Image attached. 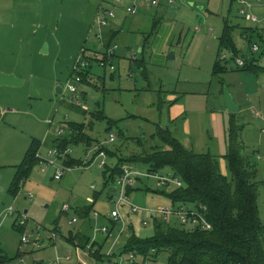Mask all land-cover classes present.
<instances>
[{
	"label": "rangeland",
	"instance_id": "obj_1",
	"mask_svg": "<svg viewBox=\"0 0 264 264\" xmlns=\"http://www.w3.org/2000/svg\"><path fill=\"white\" fill-rule=\"evenodd\" d=\"M98 1L53 0L49 8L44 3L43 22L33 23L30 21L32 16L28 15L29 21L24 26L10 33L0 31V43L6 36L13 38L9 53L0 55V68L13 69L18 76L14 72L8 73L23 81L18 86L0 87V110L11 112L5 117L0 114V169L13 175L15 168L5 165L19 163L26 149L23 148L18 156L15 153L21 144H29L32 138L39 140L38 153L43 160H48V152L56 139L63 146L65 141H70L64 148L70 149V158L78 160L77 166L59 180L53 178V166L46 165L45 171L40 173L35 162L29 179L42 177L44 188L41 194L35 188H30L31 193H27L23 187L14 197L0 191V198L3 200L6 196L9 200L0 201L3 207L6 206V211L10 206L13 208L12 215L3 210L0 218V254L7 258L2 264H49L57 258L61 264H131L127 260L129 253H121V247L129 232L139 238L153 234L154 224L143 225L141 219L158 205L168 204L160 193L165 189L158 187L154 178L139 177L135 186L127 191L130 204L138 211H128L127 204L117 206L112 200V196L117 198L119 194L117 175L112 183L105 182L104 167H99L95 150H103L105 165L114 166L118 157L135 159L154 148H166L156 137V126L168 129L172 137L186 145L191 140L196 147L209 144L203 149H209L217 156L219 171L226 173L227 164L221 154L227 148L228 124L230 120L235 121L240 126L242 154L249 156V162L256 171L258 216L264 223V25L245 20L239 13L237 0H180L170 5L159 0L162 7L158 12L155 7H150L149 0L134 1L138 11L127 15V22L135 18L142 22L138 23L139 30L128 25L125 35L122 31L113 40L117 44L113 69L108 64L103 68L90 61L85 69L87 76L75 82L72 68L81 49L105 52V46H100L94 35L89 34ZM125 1L123 6L127 3ZM250 1L247 13L259 20L264 19V0ZM117 12L123 15L124 9ZM157 21L167 26L174 24V32L177 33L171 46L175 49L174 56L165 59L164 64L151 63L149 45L157 29ZM226 22L230 26L235 25L232 38L238 56L247 62L244 67L236 66L228 48L218 47V38ZM195 26L199 30L193 32ZM242 28L252 29L249 42L241 36ZM149 33V45H144V37ZM260 35H263L262 39ZM128 41L132 47L130 50L126 47ZM252 45H257V52H252ZM139 47L143 52L138 50ZM220 50L225 51V60L217 57ZM170 52L164 56L168 58ZM216 58L226 68L225 72L219 73V82L226 85L232 96L234 94L233 100L240 104L239 110L229 112L223 95L222 107L218 108L220 96L212 94L209 95V110L214 117L206 118L197 112L191 114L187 111L188 123L179 120L185 111L180 108L167 111L164 103L167 99L164 98L174 91L191 89L193 85L187 82V78L192 81L198 79L200 83H206L204 78L207 76L213 79L211 71ZM249 60L253 64H249ZM141 61L145 63L146 78L137 63ZM252 65L258 69H248ZM217 81L213 80V85ZM56 86L61 87V93H56ZM73 86L74 93L70 89ZM73 95L87 106L86 111L76 106ZM95 114L103 117L95 118ZM71 123L76 125L70 128ZM59 128L62 132L57 134ZM110 133L115 138L112 143L108 141ZM76 138L81 140L80 143L72 141ZM56 163L62 166L58 160ZM125 164L140 172L147 171L145 164L125 161L120 167ZM156 172L172 176L168 167L159 168ZM109 185L116 186L117 190L109 192ZM29 193L32 194L31 199L27 195ZM18 196L33 203L30 211L34 220L25 216L27 221L22 232L14 224L20 218L19 213L24 214L19 209L20 205L12 203ZM38 198L39 204L35 201ZM63 205L68 206L66 212L62 210ZM80 210L85 214L79 213ZM112 210H119L125 222L131 225L130 231H124L116 244L115 235L107 236L109 231L114 233L120 225L110 216ZM71 218L76 221L69 222ZM36 223L42 227L38 232L34 230ZM103 226L108 228L107 232L101 231ZM183 227L188 230L194 228L192 225ZM78 231L89 239L75 235L72 243L80 249L89 246L91 252L76 251L74 245L64 239L69 233ZM50 232L58 235L55 241L49 240ZM22 233L31 235L30 241L38 239L40 247H34L31 242L22 243ZM97 254L100 257H96ZM67 255L70 258L65 260ZM157 262L165 264L166 254H160Z\"/></svg>",
	"mask_w": 264,
	"mask_h": 264
},
{
	"label": "trees",
	"instance_id": "obj_2",
	"mask_svg": "<svg viewBox=\"0 0 264 264\" xmlns=\"http://www.w3.org/2000/svg\"><path fill=\"white\" fill-rule=\"evenodd\" d=\"M240 31L241 36L247 35L249 42L252 29L242 28ZM232 33V28L225 23L218 38V47H226L237 54ZM262 38L263 35H260V39ZM251 60L249 64H253ZM215 63L213 73L217 74L218 69H223L219 61L216 60ZM248 69L256 70L258 67L252 65ZM86 76L87 72H84L82 78ZM94 117L101 118L103 115L95 114ZM75 125L69 124L70 128ZM228 125L227 149L223 154L227 163V175L219 171L217 156L207 151L196 153L187 149L171 136L168 129L159 126H156L155 134L166 148H154L135 159L118 157L114 166H104L103 176L106 183H112L114 176L120 174V164L125 161L145 164L150 172L168 167L173 175L180 178L182 184L174 189L161 191V195L169 204L205 206L206 219L211 223V228L207 231L198 228L188 230L176 222L166 225L154 218L153 234L139 238L131 233L124 241L121 253L132 252L152 261H157L158 256L165 253V264H264V223L258 216L256 171L248 157L242 154L240 126L232 120ZM58 140L55 142L59 148H64L70 142L63 140V146ZM72 141L80 143L81 140L76 138ZM39 146L40 142L33 139L16 166L9 188L12 195L19 191L20 185L37 161L35 154ZM77 161L67 157L64 163L77 166ZM96 257L100 255L97 254ZM6 260V257H0V264Z\"/></svg>",
	"mask_w": 264,
	"mask_h": 264
},
{
	"label": "built area",
	"instance_id": "obj_3",
	"mask_svg": "<svg viewBox=\"0 0 264 264\" xmlns=\"http://www.w3.org/2000/svg\"><path fill=\"white\" fill-rule=\"evenodd\" d=\"M125 0H112V3L110 4L111 6H123L122 4L124 3ZM173 0H166L169 4ZM238 4L240 5L239 13L244 16L245 20H249L251 22H260L264 25V19L259 20L256 16H254L251 13H247V10L249 7H251V1L250 0H237ZM257 1L258 0H254ZM159 4L158 0H149V5L151 7H156ZM124 11L127 14H135L137 13L138 6L133 4H126L125 6L122 7ZM115 15L114 10L112 7L109 5H105V3H101L97 11L95 13L92 25H91V31H93V35L95 38V41L100 45V46H105V52L100 53L98 51L94 50H89L86 51L84 48L81 49L80 54L76 58L72 72L74 74L73 80L75 82H79L82 79V74L85 72V69L89 66L90 61H95L100 67L105 68V66L108 64L110 69H113V58H114V52L115 49L117 48V44L112 43L109 45H106L104 43V32L105 29L109 25V20L113 18ZM264 31V29H262ZM243 39L247 40V35H242ZM252 52H257L258 47L257 45H252L250 46ZM224 50V49H221ZM220 50V51H221ZM218 53V58L219 60H225L227 58L225 51H221ZM88 52V53H87ZM87 53V55H85ZM231 53V59L233 62L236 64L237 67H244L246 65L245 60L242 57L238 56V53L235 54L234 52L230 51ZM134 55H132L133 57ZM71 91L74 93L75 92V86L70 87ZM72 99L74 100L76 106H79V108L83 111L87 110V106L80 102L75 96H72ZM62 132V129L59 128L57 131V134H60ZM115 138L112 133L109 134L108 136V141L109 143L114 142ZM70 149L67 148H59L58 145L55 143L54 147L48 152V160H43L39 156L38 151L36 152L35 156L37 160H39V169L40 171H45V166L46 165H51L55 168V172L53 175V178L55 180H59L63 174L70 172L72 170L71 165H67L64 163V160H66L67 157H69ZM95 158L98 162L99 167H104L106 164L105 158L106 155L103 150H99L98 148L95 150ZM56 160L62 164V166H58L56 163ZM93 162V161H92ZM91 163V162H90ZM121 172L120 174L117 175V180L119 183V194L118 197L115 198V196H112V200L116 202L117 206H121L123 204H127L128 211L130 212H137L138 209L130 204L129 199H128V194L127 191L130 187L135 186V184L140 180L139 177H146V178H154L156 180V184L158 187H163L165 191L174 189L175 187L181 186V180L177 175L170 176L169 174L163 175L158 172H150V171H145V172H140L137 169H133L130 165L125 164L120 167ZM114 190H117L116 186H113ZM30 195V194H29ZM68 209L67 205H63L62 210L63 212H66ZM12 210L13 208L10 206L7 208L6 213L12 215ZM20 218L18 221H15L14 224L19 230H23L26 224V217L24 214H19ZM110 216L115 220L120 223L119 227H116V231L114 233L112 231H109L107 236L112 237L115 235L114 242L116 244L117 240L124 234V231H130V224L126 223L124 220V216L120 214L119 210H112L110 213ZM154 218L159 219L161 222H163L166 225L170 224H175L178 223L182 226L185 225H192L194 228H198L203 231H207V229L211 228V223L209 222L208 219H206V207L203 205H198V206H188L186 204H181V203H175L174 204H161L158 205L154 210H152L150 213L146 214V218L142 217L141 219V224L147 225L149 222L152 223ZM75 218L69 219V222H75ZM113 221L114 225L116 222ZM41 226L39 224H35L34 230L35 231H40ZM102 232H107L108 228L105 226L101 227ZM130 235V232L128 233V236ZM127 236V237H128ZM58 235L55 232H50L49 240L55 241ZM32 238L31 235H28L26 233L21 234L20 241L22 243H29L34 247H40V243L38 239H30ZM74 247L76 251L80 250H85L87 252H91V248L89 246L85 249H80L76 244H74ZM70 258V255H67L65 257V260H68ZM139 258V259H138ZM127 260L131 264H156V261H152L148 258H143L141 256H137L134 253H129L127 255ZM49 264H61V261L59 258H57L55 261Z\"/></svg>",
	"mask_w": 264,
	"mask_h": 264
},
{
	"label": "crops",
	"instance_id": "obj_4",
	"mask_svg": "<svg viewBox=\"0 0 264 264\" xmlns=\"http://www.w3.org/2000/svg\"><path fill=\"white\" fill-rule=\"evenodd\" d=\"M52 1L53 0H0V31H5V32L10 33L11 31L15 30V28H19V27L24 26V24L29 21L27 18L28 15L32 16L33 20H30V21H32L33 23L39 24V21L43 22L45 20L44 5L45 4L48 5V8H49ZM134 1H140V0H128L125 2H127L126 4H133V3H135ZM110 2H111V0H99L97 7H96V11H97V8L101 3H108L106 5H109L110 7H112V9L115 12L114 17L109 20V25L105 29V32H104V40L106 42L105 43L106 45L112 44L113 40L118 38L120 36V34L122 33V31H124L123 35H125V29L127 28L128 25H130V26L132 25V27H135V29L139 30L140 24H138V23L142 22L139 18H135L134 20H130L129 22H127L126 16L131 15V14H127L124 11L123 15L122 14L118 15L117 10L121 9L123 11L122 7L111 6L109 4ZM158 2H159V0H158ZM175 2H180V0H173L170 4H173ZM165 3L169 4L168 2H166V0H165ZM135 5H137V4L135 3ZM161 7H162V5L159 2V4L155 7L156 12H158L159 8H161ZM137 11H138V9H137ZM48 12H49V10H48ZM47 19H49V18H47ZM93 19H94V17H93ZM92 22H93V20H92ZM156 24H157V29L155 30V33L153 35V38H152L150 45L148 44L149 39H150V33L146 37H144V45H149V49L151 52V63L164 64L165 59H169V58H166L167 53L170 52L171 49H173V51H174L173 54L175 53V49L171 46H172V42L175 39L177 33L174 32V24H171V26H167L163 22H160V21H157ZM228 26L232 28V31L235 28V25H231V26L228 25ZM153 27H155V22H153ZM197 30H199V28L195 26V27H193L192 31L195 32ZM91 32L92 31L90 29L89 34L93 35V33H91ZM181 34L182 33L180 32V35ZM190 34H192V33H189V35ZM186 35L188 36V34H186ZM12 39L13 38H11L10 36H6L3 40V42L0 43V55L5 56L9 53L8 47L12 45V41H13ZM185 40H186V37H185ZM126 47L128 48V50H130V48L132 49L129 41L127 42ZM223 48H226V47H223ZM48 50H50V44H48ZM138 50L141 51L142 48L139 47ZM142 52H143V50H142ZM122 56H124V55H122ZM216 60H217V58H216ZM216 60H214V65L216 64L215 63ZM137 63H138L139 69L141 71V74L144 75V77L146 78V67H145L144 61L137 62ZM214 65H213V68H214ZM221 67L223 70L221 71L218 69L217 74L213 73V68H212L211 73H212L213 79L212 78L210 79L208 76L205 77L204 79H205V81H207L206 83H204V82L200 83L198 81V79L196 81H192L191 79L187 78V82L193 85V86H191V89H188V90L181 89L179 91H174L171 93L172 95H169V97L166 96L164 98V100L167 99V101L164 102L165 105H167V111L173 110V108L182 109L185 112H182L181 116H179L178 118H179V120H185V123H188V121L186 120V117H188V113L192 114L194 112H197L206 118L214 117L215 115L212 113V111L209 110V106L211 104V99H210L209 95H212V94L213 95H219L220 96V97L218 96L219 97V103L217 105H218V108L222 107V95H223L222 94V88H223V86H222V83L219 82V75L221 74V72L222 73L225 72L226 68H223L224 66H221ZM0 72L7 73V74H9L8 72H14V74L17 75V73L15 71H13V69L0 68ZM11 74H13V73H11ZM18 79H20V78H18ZM213 80H216V81L218 80L217 82H215V85H213V83H212ZM22 83H23V81H22ZM0 87H12V86L3 85ZM143 91H144V89H143ZM231 96H232V94H231ZM233 96H234V94H233ZM233 96H232V98H233ZM201 99H203V100H201ZM237 103H240V102L237 101ZM236 105L238 106V109H239L240 104L239 105L236 104ZM12 108L13 107H11L9 109V111H11ZM193 109H195V110H193ZM187 111H188V113H187ZM0 114L3 117H5L7 114H11V112H5L3 109H1ZM170 134H171V132H170ZM171 136H172V134H171ZM33 139L39 141L37 138H32L30 140L29 144H27V143L25 145H24V143L21 144L19 149L17 150V153H15V155L18 156V153L21 154L23 148L27 150V148L29 147V145ZM182 145L184 147H186L187 149L193 150L196 153H205L207 151L210 154H212L213 156H215L212 152H210L209 149L208 150L203 149V148H205V146H207V147L209 146V144H207V143L203 147H201V146L196 147L194 141L191 140V141H189V144H187V145L184 142H182ZM226 145H227V141H226ZM225 152L226 151H224V153ZM224 153H222L221 156H223ZM247 157H249V156H247ZM21 160H20V162H21ZM36 162L38 164L39 160H37ZM19 163L15 164V165H5V166H10V167L16 168V166ZM3 164H5V163H3ZM85 167H87V166H85ZM85 167H83V168H85ZM15 171H16V169L14 170V173L12 175V172L10 174V172L8 173L7 171L0 169V186L2 188L1 191L5 192L6 194L8 193L9 195H12L9 192V188H10L13 176L15 174ZM31 171H32V169L30 170L27 178L20 185L19 191H20L21 187H23V190L27 191V193H28V192H30V190H29L30 188H35L36 191L39 194H41V193H43L42 189L44 188V186L42 185L43 179H42V177H39V179H37L36 177L29 179V176L32 173ZM38 171L40 173L43 172V171H40L39 164H38ZM225 172L226 173H224V172H222V173L227 175L228 174L227 167H225ZM109 188H111V190H112L113 186L109 185ZM109 188H108V191H109ZM29 194H27V195H28L29 199H31L32 194H30V195ZM14 196H16V195H13V197ZM39 197H43V196L39 195ZM3 200H2V198H0V201H3V202L9 201L6 196ZM35 201H36V203L39 204V198ZM12 203H17L18 205H20V208L18 205H17V207L22 210L24 215L27 216V219L29 218L31 220H34V219H32V218H34V214L32 213V211H30L31 210L30 207L33 204L32 201L30 203L25 202V201L21 200V198L18 196L15 198V200L12 201ZM3 206H4V204L0 203V218H2L1 214H2L3 210L6 211V206L5 207H3ZM19 209H17V210H19ZM89 212H90V210L88 211V213ZM79 213L85 214L84 210H80ZM86 214H87V212H86ZM113 225H114V223H113ZM20 231L22 232L23 230H20ZM75 235L76 236L81 235V236L89 239L88 236L81 233L80 231H78L76 233H69L68 237L67 238L65 237L64 239H66L67 241L72 243L71 238H74ZM0 257H3V256L0 254ZM155 263L160 264L157 261ZM76 264H78V263H76Z\"/></svg>",
	"mask_w": 264,
	"mask_h": 264
},
{
	"label": "water",
	"instance_id": "obj_5",
	"mask_svg": "<svg viewBox=\"0 0 264 264\" xmlns=\"http://www.w3.org/2000/svg\"><path fill=\"white\" fill-rule=\"evenodd\" d=\"M173 57V51L170 52V54L168 55V58L171 59ZM22 81L19 80L17 77H15V75L9 73H3V72H0V86H18L19 84H21ZM56 93H61V87L60 86H56ZM222 94H223V99H224V102H225V106H226V109L229 111V112H235V111H238V106L234 103L233 101V98L231 96V94H229L227 88L225 85H223V88H222ZM2 190V188L0 187V191ZM114 190V187L112 188H109V192H112ZM78 264H81V263H78Z\"/></svg>",
	"mask_w": 264,
	"mask_h": 264
}]
</instances>
